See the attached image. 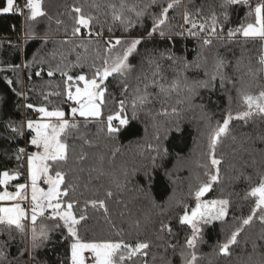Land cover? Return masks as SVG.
<instances>
[{
    "label": "trees",
    "instance_id": "obj_1",
    "mask_svg": "<svg viewBox=\"0 0 264 264\" xmlns=\"http://www.w3.org/2000/svg\"><path fill=\"white\" fill-rule=\"evenodd\" d=\"M135 2L137 0H127L128 4ZM218 2L219 0H192L189 10L195 12L196 8L203 5V14L209 16L211 6ZM260 2L261 0H250L251 7L254 8ZM94 3L100 5V8L92 7ZM120 3L121 0H42V7L47 15L38 18L36 22H27L33 23L35 38L25 36L27 10L23 15L14 11L0 13V170L19 172L17 182L26 179V154L32 147L28 145L30 133L25 127L22 128L24 135L21 136L13 133L10 125L20 128L22 124L25 125L26 119L34 117L35 111L25 107L28 103L49 109L59 107L69 110L70 102L63 103L62 96L53 95L45 101L42 95L63 89V78L59 73L52 78L46 75L49 64L54 67L60 62V56L53 59L51 53L63 52L71 63H76L79 55L80 63L84 65L83 70L76 67L71 73L77 75L83 71L90 74L88 65L96 55L93 49L99 46L94 37V43L87 51L77 47V38H72V44L60 43L66 38V30L68 38H71V8L81 6L86 13L99 16L102 22L107 20V24H112L111 10L107 5L115 4L118 8ZM5 6L6 0H0V8ZM184 6L181 4L177 10L170 12V24L175 32L180 31L177 26L183 23ZM216 11L219 12L220 9L216 7ZM248 11L246 6H233L228 10L226 22L221 17L225 25V38L229 28H235L241 23H254V14L248 17ZM57 20L62 23L57 24ZM107 24L103 28L104 39H129L143 35L145 41L138 46V54L130 58L134 66L132 73L126 79L110 77L106 81L108 95L103 109L104 120L118 109L117 101L124 98L121 91L126 83L129 86L126 113L129 125L110 138L106 134V126L101 131V123L93 120L85 128L83 118L78 116L75 118L80 124L77 136H83L90 143L86 144L84 139L75 137L67 140L68 160L62 165V170L67 173V183L74 188V191L70 189V196L80 201L81 209L86 201L94 199H104L108 208L106 216L103 209H92L89 206L86 213L88 220L82 223L80 233L87 239L147 241L151 245L146 257L148 264H166L169 259L172 264H182L179 253L191 230L187 225L179 223V216L183 214L184 205H187L189 211L195 207V197L190 193L208 180L205 172L211 169L208 157L209 133L217 123H222L229 112L235 115L243 108L236 89L231 84H226L221 89L219 81L214 91L201 89L191 104L185 100L186 91L165 95L157 87L149 85L147 91L151 93L150 103L143 110L137 111L136 119H132L130 101L133 93L137 87L144 90L148 81L143 76L146 74L151 78L153 71L144 58L149 54L159 57L161 52L171 51L176 56L192 61L198 51L202 52L203 66L199 70L191 68L185 72L183 64L161 60L164 77L161 83L168 85L177 77L178 72H183L189 79L204 78L205 68L211 72L215 59L220 57L226 62V75L237 81V87L257 95L264 88V71L258 72L255 77L252 73L262 67L258 60L264 54V44L258 39L246 40L238 36L232 43L221 44L214 40L211 46L201 48L197 38L187 35L169 33L171 38H161L157 32L153 38H147L145 29L151 26V19L147 17L144 28L137 23L131 33L123 31L118 23L112 25L113 31L109 32ZM94 27L97 31L101 30L98 25ZM20 36L24 37L22 41ZM44 39L48 43L41 54L48 63L43 65L44 74L36 77L35 71L40 69L39 64L34 63L27 69L23 65L32 62L34 54L39 59L41 54H38V49H41ZM73 48L75 51H72ZM11 64H19L21 68L16 71L3 70ZM29 75L31 79L28 78ZM138 76L141 77L140 80H137ZM8 79L14 83L9 85ZM114 123L118 125V122ZM157 135L160 137L159 155L148 151L146 147L148 144H157L154 139ZM20 147L26 149L23 163L18 162L15 155ZM81 155L85 157L83 160L79 159ZM215 155L222 161L219 165L220 179L201 201L228 199L229 214L223 222L214 221L203 226V242L198 243L195 249L197 264H264V225L257 220L243 227L237 242L230 246L229 255L224 256L218 250L219 243L224 242L232 231L241 226L242 218L250 214L254 204V198H246V193L258 182V173L264 172V119L253 116L246 121H231L228 134L221 137L216 146ZM153 156L157 157L155 163ZM108 191L113 193L111 198L105 195ZM109 220L115 227L108 223ZM44 223L51 225L52 222L45 220ZM162 223L169 225L171 232L161 231ZM0 232L4 233L0 235V240H8V228L0 226ZM117 232L122 235L117 236ZM11 235L14 239L4 249L10 253L9 259L30 246L27 233L21 236L13 228ZM50 237L44 246L36 250V260L39 264H63L69 254L68 243L63 241L58 230L52 231ZM169 245H175V248ZM143 259L145 258L138 259L136 264H143ZM26 260L27 255L24 257V261Z\"/></svg>",
    "mask_w": 264,
    "mask_h": 264
},
{
    "label": "snow or ice",
    "instance_id": "obj_2",
    "mask_svg": "<svg viewBox=\"0 0 264 264\" xmlns=\"http://www.w3.org/2000/svg\"><path fill=\"white\" fill-rule=\"evenodd\" d=\"M181 4H184L182 14L183 23L178 25L180 31L175 32L174 27L170 24V12L177 10ZM192 0H137V2L128 4L127 0H121L119 7L115 4H108L107 7L111 10L112 24H107V20L101 21L99 16L91 13H86L81 6H73L71 8L72 27L71 38H68L66 30V38L60 41L61 44H72L73 39H79L77 47H82L85 51L94 43L99 45L93 51L96 55L92 58V63L88 65L90 74L81 71V74L73 75L71 70L79 67L83 70L84 65L80 63V56H77L76 63L68 62L67 55L63 52L51 53L53 59L57 55L60 56V62L54 67L49 64L46 75L49 78L54 77L57 73L63 78V89L60 92L42 93L44 100L48 101L53 95L62 96L63 103L69 104L70 113L73 120L65 118L66 113L59 107H54L51 110L46 106H36L32 103L25 105L27 109L35 111L39 115V119H29L26 125H21L20 128L11 127L13 133H18L23 136V127H26L31 133L28 144L35 147L36 151L27 154L26 156V176L25 183H15V191H9L10 182L18 179L19 172H9L8 170H0V202H9L8 206L0 204V226L8 228V240H0V264H39L36 260L35 252L38 248L45 245L48 241L50 233L58 230L63 238V241L68 243V256L63 264H136L138 259H143V264H148L146 257L148 249L151 245L147 241L137 239L135 242H129L124 239H87L81 236L80 227L83 222L88 220L87 210L89 206L92 209H103L107 216L108 208L104 199L88 200L84 207L80 208V201L70 196V189L74 191L72 185L67 183V173L62 170V165L67 163L69 137L84 139L83 136H77L80 132V124L75 120L79 116L83 118L84 127L87 128L88 123L95 120L101 123V131L105 130L108 137L112 138L121 129L129 125V117L126 114L128 111V84H124L121 91V96L124 97L117 101L118 109L112 114L107 115L104 120L103 109L107 104L108 88L106 81L110 77H120L126 79L133 71V65L130 58L138 54L139 47L144 41L145 36H132L129 39L119 37L104 39L103 28L107 24L108 31L112 32V25L118 23L123 31L131 33L137 23L141 28H144L145 18L151 19L150 28L145 29L147 38H153L158 32L161 38L169 36V33L178 36L187 35L197 38L200 41L201 48L209 47L214 40H218L221 44L232 43L235 39L243 37L247 39L259 40L264 44V0L257 3L255 7H251L250 0H219L218 4H213L211 14L205 16L204 7L196 8L195 12L189 10ZM5 7L0 8V13H11L14 10L22 12L27 9V22H36L38 18L45 17L46 11L42 7V0H27L23 5V9L14 8V0H6ZM243 5L249 8L248 17L254 14V23H241L235 28L227 30V36L224 35V23L221 17L226 22L229 17L228 10L233 6ZM92 7L99 9L100 5L93 4ZM216 7L220 9L216 11ZM51 19V17H49ZM62 21L57 20V24ZM98 25L101 30H95ZM168 29L166 32L165 29ZM25 36L35 38V29L33 23H27ZM169 38H171L169 36ZM48 40L44 39L41 49H38V54L43 52L44 46ZM75 51V48L72 49ZM152 67L151 78L146 74L143 79L147 80L144 90L136 88L130 101L132 119H136L137 111L143 110L144 106L150 103V95L147 91L149 85L155 86L160 93L165 95L171 92L186 91L185 100L191 104L193 98L199 94L201 89L214 91L219 81V87L224 89L226 84H231L236 89L238 98L243 110L233 115L229 112L222 123L217 125L209 133L208 157L211 169L205 172L208 177L207 182L202 183L194 192L196 204L195 207L188 210L187 205H184L183 214L179 216V223L187 225L190 228V235H187L181 251L179 253L182 264H197L198 257L195 249L198 243L203 242V226L212 224L214 221H225L229 214L230 201L228 199H216L208 202H202L201 198L206 193L212 190L213 185L219 182L221 160L215 155L216 146L221 137L229 132V126L233 120L246 121L253 116H260L264 119V88L257 95H252L243 88L237 87V81L228 77L224 71L226 62L217 57L213 64V70L209 72L207 68L204 70V78L194 77L189 79L183 72H178L177 77L166 85L161 83L164 79L162 76V68L160 61H170L172 64H183V70L194 68L201 69L202 52L198 51L194 60L188 61L186 57L176 56L174 52H161L159 57L154 55H146L144 58ZM143 62V61H142ZM39 64L40 69L35 71L36 77H41L44 74L43 65L48 63L47 59L41 54L39 59H34L32 62L24 63V68H30L32 64ZM206 63V61H204ZM258 63L262 66L253 72L255 77L258 72L264 71V54L259 57ZM21 65L11 64L7 71L19 70ZM31 79V75L28 77ZM141 77H137L140 80ZM9 85L14 82L11 79L7 80ZM199 107L203 108V105ZM175 112V109H173ZM114 122H118V125ZM157 144L154 146L148 144L146 147L150 152L160 154V137H154ZM84 143H90L84 139ZM24 147L18 148L16 152V160L23 163L25 159ZM166 154V149H165ZM85 157L81 155L80 160ZM156 156L152 157L155 163ZM258 182L250 188L246 193V198H254V204L250 209V214L242 218L241 226L232 231L225 241L219 243V253L227 256L230 254V246L237 242V237L243 230L244 226L250 225L254 220L259 221L264 225V172L258 173ZM250 180L251 177H248ZM46 185L47 187H42ZM106 197L111 198L113 193L106 192ZM79 209V211H77ZM51 221V225L44 221ZM26 222L30 225V229L26 228ZM39 222V223H38ZM109 224L115 225L111 220ZM15 229L21 236L26 233L29 237L30 246L21 249L17 256L9 259L10 253L6 252L9 242L14 238L11 235L12 229ZM161 231L167 230L171 232V227L167 224H161ZM0 235H4L0 232ZM117 236L122 235L121 232L116 233ZM175 248V245H169ZM186 250H192L188 252ZM27 255V260L24 257ZM190 257V258H189ZM155 259V258H154ZM163 259V257L161 258ZM166 264H172L169 259Z\"/></svg>",
    "mask_w": 264,
    "mask_h": 264
},
{
    "label": "rangeland",
    "instance_id": "obj_3",
    "mask_svg": "<svg viewBox=\"0 0 264 264\" xmlns=\"http://www.w3.org/2000/svg\"><path fill=\"white\" fill-rule=\"evenodd\" d=\"M7 6V5H6ZM24 39V37L22 36V38H20V40L22 41ZM23 96H25L24 94H23ZM51 110V109H50ZM62 110H64V109H62ZM65 111V113H66V116H65V118L66 119H68V120H70L71 118H73V116L71 115V113H70V106H69V110L68 111H66V110H64ZM78 117V116H77ZM76 118V117H75ZM29 119H39V115L35 112V115H34V117H32V118H28V119H26L25 120V125H26V122H27V120H29ZM25 129H26V131L27 132H29V130L25 127ZM30 133V132H29ZM30 135H31V133H30ZM30 135H29V137H30ZM29 137H28V139H29ZM28 142V141H27ZM29 145V144H28ZM30 146V145H29ZM34 151H36V149L35 148H33V149H30V151L27 153V154H29V153H31V152H34ZM27 154H26V156H27ZM11 173V172H10ZM27 181V176H26V179H25V181H23L22 183H25ZM15 183H20V182H16V181H14V182H10V184H9V186H8V190L9 191H15V188H14V184ZM10 186H12V188H10ZM42 186V185H41ZM1 190H3V189H1ZM212 199H209V200H204V201H202V202H208V201H211ZM8 203L9 202H0V204H2V206H8ZM26 228H29L30 229V225H28L27 223H26Z\"/></svg>",
    "mask_w": 264,
    "mask_h": 264
},
{
    "label": "built area",
    "instance_id": "obj_4",
    "mask_svg": "<svg viewBox=\"0 0 264 264\" xmlns=\"http://www.w3.org/2000/svg\"><path fill=\"white\" fill-rule=\"evenodd\" d=\"M26 2H27V0H16V1H14V8H21V9H23V5L24 4H26ZM27 9H23V11L22 12H17V11H15L14 10V12H17V13H19L20 15H23V13L26 11ZM20 38H22V36H20ZM32 147V149L33 148H35V147H33V146H31ZM42 187H47L46 185H42ZM10 188H12V186H10ZM27 223V222H26Z\"/></svg>",
    "mask_w": 264,
    "mask_h": 264
},
{
    "label": "water",
    "instance_id": "obj_5",
    "mask_svg": "<svg viewBox=\"0 0 264 264\" xmlns=\"http://www.w3.org/2000/svg\"><path fill=\"white\" fill-rule=\"evenodd\" d=\"M206 194H207V193H206ZM206 194H205V196H206ZM205 196H204V197H205ZM204 197H202V198H204Z\"/></svg>",
    "mask_w": 264,
    "mask_h": 264
},
{
    "label": "crops",
    "instance_id": "obj_6",
    "mask_svg": "<svg viewBox=\"0 0 264 264\" xmlns=\"http://www.w3.org/2000/svg\"><path fill=\"white\" fill-rule=\"evenodd\" d=\"M16 182H17V180H16ZM20 183H22V182H20Z\"/></svg>",
    "mask_w": 264,
    "mask_h": 264
}]
</instances>
